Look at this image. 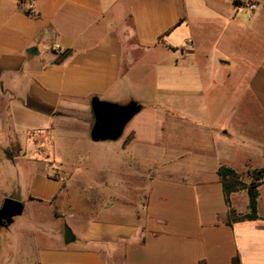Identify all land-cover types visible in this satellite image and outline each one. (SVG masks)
<instances>
[{
	"label": "crops",
	"instance_id": "1",
	"mask_svg": "<svg viewBox=\"0 0 264 264\" xmlns=\"http://www.w3.org/2000/svg\"><path fill=\"white\" fill-rule=\"evenodd\" d=\"M29 6L35 16L26 14ZM150 69L155 89H168L179 108L155 110L157 122L170 123L171 153H191L173 125L190 121L191 106L210 90L241 91L235 106L248 98L264 118V0H0V159L38 164L0 165V189L7 188L0 208L7 198L25 206L0 227V264H264V183L259 218L229 224L217 174L202 182L182 173L185 165L158 166L140 217L98 214L84 229L81 220L74 228L62 223L76 236L68 245L64 229H50L47 213L33 209L67 192L64 167L47 156L57 148L82 153L89 142H111L117 153H134L148 143L138 123L127 127L147 107ZM94 98L134 101L142 110L118 140L95 143ZM239 194L244 210L234 205ZM231 203L247 213V192L233 193ZM50 235L60 242L43 245Z\"/></svg>",
	"mask_w": 264,
	"mask_h": 264
},
{
	"label": "rangeland",
	"instance_id": "2",
	"mask_svg": "<svg viewBox=\"0 0 264 264\" xmlns=\"http://www.w3.org/2000/svg\"><path fill=\"white\" fill-rule=\"evenodd\" d=\"M145 82L151 88L142 99L147 107L127 129L138 123L144 133L143 140L148 143L134 147V153H117L111 142H89L86 148H82V153H66L63 148H57L54 158L52 154L47 155L50 161L64 167L67 191L57 202L33 207L47 213L50 229L60 227L63 231L62 223L65 222L74 228V222L79 220L82 221L80 228L84 229L98 214L122 219L140 217L147 199L148 175L154 173L153 168L158 166L168 169L170 165H185L181 172L202 182L216 179V169L222 165L237 170L245 182L251 181L252 170L264 169V118L248 98L235 106L234 95L241 91L214 89L200 95L201 102L194 103L190 108V121H178L173 125L181 138L187 140L191 153L175 154L169 152V140L165 137L169 134L170 123H164L165 126L157 122L155 110L159 109L167 115V110L178 107L172 104L168 89H155L152 69L146 73ZM160 128L162 137H165L161 146L158 141ZM223 131L227 134L223 135ZM0 165L38 164L18 157L15 163L0 159ZM6 189L1 186L0 196ZM120 192L123 196L119 195ZM212 197L217 203V194H212ZM234 205L238 210H244L245 197L239 194ZM53 215L65 221H57ZM42 242L52 247L60 240L50 235L49 238L43 236Z\"/></svg>",
	"mask_w": 264,
	"mask_h": 264
},
{
	"label": "water",
	"instance_id": "3",
	"mask_svg": "<svg viewBox=\"0 0 264 264\" xmlns=\"http://www.w3.org/2000/svg\"><path fill=\"white\" fill-rule=\"evenodd\" d=\"M95 122L90 132L92 142L116 141L124 133L128 123L141 112L142 106L137 102L127 105H116L94 98L91 102ZM25 210L22 202L7 198L0 208V227H9L15 218L21 216ZM76 240L73 230L65 225L64 241L71 244Z\"/></svg>",
	"mask_w": 264,
	"mask_h": 264
},
{
	"label": "trees",
	"instance_id": "4",
	"mask_svg": "<svg viewBox=\"0 0 264 264\" xmlns=\"http://www.w3.org/2000/svg\"><path fill=\"white\" fill-rule=\"evenodd\" d=\"M26 14L30 15L28 10H26ZM71 52V50H66L63 54L59 55L57 63L67 58ZM216 174L222 185L225 204L228 207V223L232 224L233 222L258 219L259 187L264 183V169L252 170L250 172V182L243 181L240 174L235 169L228 166H220ZM239 191H246L248 194L247 213H239L232 206L231 195ZM234 264H240L238 258H235Z\"/></svg>",
	"mask_w": 264,
	"mask_h": 264
},
{
	"label": "built area",
	"instance_id": "5",
	"mask_svg": "<svg viewBox=\"0 0 264 264\" xmlns=\"http://www.w3.org/2000/svg\"><path fill=\"white\" fill-rule=\"evenodd\" d=\"M246 7H247V9L249 10V11H254V10H256V4H254V3H248L247 5H246ZM28 11H29V14L31 15V16H35V12H34V7L33 6H29L28 7V9H27Z\"/></svg>",
	"mask_w": 264,
	"mask_h": 264
}]
</instances>
